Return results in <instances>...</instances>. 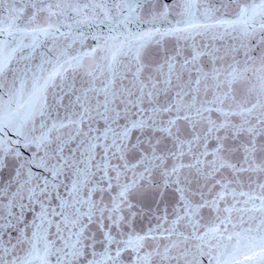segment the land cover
Wrapping results in <instances>:
<instances>
[{"label":"snow or ice","instance_id":"1","mask_svg":"<svg viewBox=\"0 0 264 264\" xmlns=\"http://www.w3.org/2000/svg\"><path fill=\"white\" fill-rule=\"evenodd\" d=\"M0 264H264V0H0Z\"/></svg>","mask_w":264,"mask_h":264}]
</instances>
